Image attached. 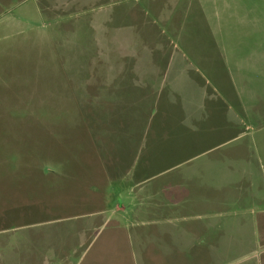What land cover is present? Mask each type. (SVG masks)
<instances>
[{"label": "rangeland", "instance_id": "1", "mask_svg": "<svg viewBox=\"0 0 264 264\" xmlns=\"http://www.w3.org/2000/svg\"><path fill=\"white\" fill-rule=\"evenodd\" d=\"M22 1L0 23V264H92L153 207L140 191L188 186L178 175L206 160L250 157L264 176V0H71V19L46 24L39 0ZM170 55L153 96L104 92L125 67L143 78ZM205 117L237 123L238 138ZM201 137L217 144L204 156L209 145L187 144Z\"/></svg>", "mask_w": 264, "mask_h": 264}, {"label": "crops", "instance_id": "2", "mask_svg": "<svg viewBox=\"0 0 264 264\" xmlns=\"http://www.w3.org/2000/svg\"><path fill=\"white\" fill-rule=\"evenodd\" d=\"M28 1L23 0L21 3L24 5ZM71 3V0H39L36 13L45 24L61 23L67 17L71 19ZM12 4L13 0H0L1 24L9 26L8 23L12 22L8 18ZM101 26V29H107L104 24ZM89 28V32L95 31L94 28ZM152 59V73L141 78L136 67H125L116 74L118 77L115 87H107L103 89L104 92L153 96L163 87L164 77L173 71L174 57L158 56ZM206 60L210 61L211 58H201L199 61L203 63ZM218 60L223 62L225 58L218 55ZM177 61L183 72L187 68L184 63L190 65L184 55ZM213 75L219 77L218 74ZM232 85H235L233 81ZM247 85L249 80L243 78L240 86H243L244 94H259L255 86ZM141 106L139 110L142 109ZM225 107V111H231V108L227 109V105ZM205 119L200 121L199 126L203 124L202 128L212 130L222 123L221 128L236 136L232 140L238 138L237 123L228 122L226 118L224 122H209L208 117ZM221 143H218L219 146ZM187 144L203 145L202 149L209 145L199 156L208 154L213 150L210 146L217 145L207 144L203 137L188 140ZM196 157L189 156L182 164H190ZM240 160L236 154L206 160L198 168H187L178 175L182 178L181 183L186 181L188 186L174 185V181L166 187L140 191L142 194H150L153 207L147 213L144 206L135 210V214L140 213V216H137L138 221H134L130 228L135 230L131 236L124 237L121 234L128 227H115L112 230L114 233L104 241L102 252L95 254L92 264H264V176L260 169L254 168L250 157L246 159L248 164H240ZM169 170H174V167ZM194 193L198 194L197 200L191 197ZM142 194L136 195L140 205L144 203ZM190 211L196 213L189 215ZM98 234L80 256V260L99 241Z\"/></svg>", "mask_w": 264, "mask_h": 264}]
</instances>
